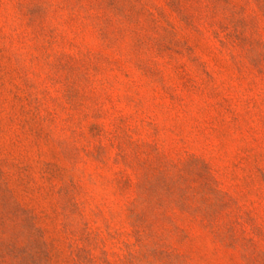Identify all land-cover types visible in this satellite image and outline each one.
Instances as JSON below:
<instances>
[{"label": "rangeland", "instance_id": "rangeland-1", "mask_svg": "<svg viewBox=\"0 0 264 264\" xmlns=\"http://www.w3.org/2000/svg\"><path fill=\"white\" fill-rule=\"evenodd\" d=\"M0 264H264V0H0Z\"/></svg>", "mask_w": 264, "mask_h": 264}]
</instances>
